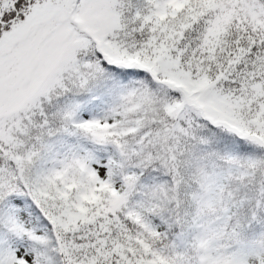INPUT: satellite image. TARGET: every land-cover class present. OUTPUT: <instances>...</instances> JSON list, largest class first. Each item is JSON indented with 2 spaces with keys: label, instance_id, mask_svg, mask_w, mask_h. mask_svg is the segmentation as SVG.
Listing matches in <instances>:
<instances>
[{
  "label": "snow or ice",
  "instance_id": "6c2138e0",
  "mask_svg": "<svg viewBox=\"0 0 264 264\" xmlns=\"http://www.w3.org/2000/svg\"><path fill=\"white\" fill-rule=\"evenodd\" d=\"M0 264H264V0H0Z\"/></svg>",
  "mask_w": 264,
  "mask_h": 264
}]
</instances>
